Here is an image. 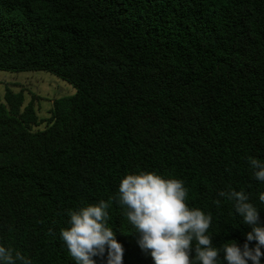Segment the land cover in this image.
Returning <instances> with one entry per match:
<instances>
[{
	"label": "trees",
	"instance_id": "trees-1",
	"mask_svg": "<svg viewBox=\"0 0 264 264\" xmlns=\"http://www.w3.org/2000/svg\"><path fill=\"white\" fill-rule=\"evenodd\" d=\"M0 70L76 88L39 131L22 92L0 100V245L32 264H75L68 212L139 171L183 180L217 248L251 231L220 191H245L264 223L248 164L264 161V0H0ZM109 212L124 264H153Z\"/></svg>",
	"mask_w": 264,
	"mask_h": 264
},
{
	"label": "clouds",
	"instance_id": "clouds-1",
	"mask_svg": "<svg viewBox=\"0 0 264 264\" xmlns=\"http://www.w3.org/2000/svg\"><path fill=\"white\" fill-rule=\"evenodd\" d=\"M248 164L254 178L264 182V161L250 157ZM188 195L181 179H166L155 172L129 173L107 201L70 210L68 227L60 230L59 238L75 264H124L125 249L109 225V209L115 203L135 230L139 249L153 264H264V223L245 191L222 190L213 201L217 206L221 200L230 201L242 224L251 229L243 245L233 240L221 248L213 245L209 234L212 216L190 207ZM257 195L264 205V192ZM17 262L32 264L21 252L0 245V264Z\"/></svg>",
	"mask_w": 264,
	"mask_h": 264
},
{
	"label": "rangeland",
	"instance_id": "rangeland-1",
	"mask_svg": "<svg viewBox=\"0 0 264 264\" xmlns=\"http://www.w3.org/2000/svg\"><path fill=\"white\" fill-rule=\"evenodd\" d=\"M22 92L24 106L33 101L38 115L39 125L34 131L44 130L49 126L55 100L72 96L76 88L69 82L46 71L12 72L0 70V100L4 102L6 90Z\"/></svg>",
	"mask_w": 264,
	"mask_h": 264
}]
</instances>
